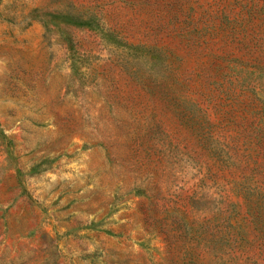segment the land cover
<instances>
[{
    "label": "rangeland",
    "instance_id": "obj_1",
    "mask_svg": "<svg viewBox=\"0 0 264 264\" xmlns=\"http://www.w3.org/2000/svg\"><path fill=\"white\" fill-rule=\"evenodd\" d=\"M0 264H264V0H0Z\"/></svg>",
    "mask_w": 264,
    "mask_h": 264
}]
</instances>
